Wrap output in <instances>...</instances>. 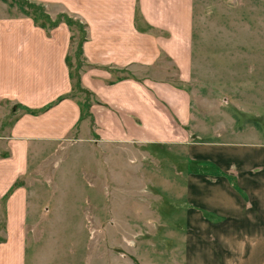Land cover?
Masks as SVG:
<instances>
[{
  "label": "rangeland",
  "instance_id": "1",
  "mask_svg": "<svg viewBox=\"0 0 264 264\" xmlns=\"http://www.w3.org/2000/svg\"><path fill=\"white\" fill-rule=\"evenodd\" d=\"M4 1L0 25L18 17L19 5L48 16L42 2ZM191 2L189 59L176 60L160 50L147 74L143 73L148 79L147 99L138 97L127 106L115 104L122 124L113 112L99 106L102 102L90 87L102 77V94L110 95L106 85L123 82L126 76L111 68L107 77L95 75L85 58L75 70L77 61L69 60L73 77L76 71L80 75L81 88L72 87L66 98L77 104L79 114V104H89L88 115L82 118L86 123L78 132V122L71 128L63 121L62 109L49 112L43 120L49 125L46 130L52 133L53 127L60 137L49 142L27 140L25 166L11 175L0 195L2 243L8 237L5 202L24 190L20 197L26 207L25 264H185L190 177L200 173L196 168L204 167L203 174L215 168L209 160L194 157L219 148L206 145L215 141L235 145L226 148H264V0ZM40 20L45 21L44 16ZM9 25L0 26V39L14 42L17 29ZM143 30L159 35L152 25ZM187 67L188 73L181 74ZM83 71L91 72L90 87L81 83ZM1 75L17 79V60L12 59L8 70L1 68ZM174 93L187 109L182 117L165 101L164 96L171 101ZM50 107L32 113L41 107L17 105L5 93L0 95L3 177L11 172L1 169H6L17 150L14 131L27 130L26 118ZM147 111L158 120L150 127L144 120ZM109 115L123 130L121 138L103 125Z\"/></svg>",
  "mask_w": 264,
  "mask_h": 264
},
{
  "label": "crops",
  "instance_id": "2",
  "mask_svg": "<svg viewBox=\"0 0 264 264\" xmlns=\"http://www.w3.org/2000/svg\"><path fill=\"white\" fill-rule=\"evenodd\" d=\"M35 1L43 3L45 12L52 20L59 14H67L77 18L73 20L84 26L86 38L81 45L82 57L92 64L93 74L107 77L109 70L116 69L112 72L126 76L123 82L106 85L109 86L106 87V94L110 95H104L102 77L99 81L95 79L93 87H90L87 80L91 72H81L82 85L90 87L99 96L102 102L99 106L113 112L117 123L122 124L123 118L116 105L127 106L126 103L131 104L138 97L147 99L145 85L148 79L143 73L147 74L146 68L160 50L176 60H188L190 57L191 0H100V3L92 0ZM0 3L7 6L4 0ZM136 4L139 16L135 14ZM16 11L17 18L1 22V25L10 24L16 28L17 38L14 42L0 39V69L8 70L12 59L17 60V79L1 75L3 83H0V95L5 93L11 103L38 108L71 89L65 61L69 56L74 58L71 30L63 21L46 30L36 25L21 9ZM148 25L157 27L159 35L156 36L151 30L145 32L143 29ZM138 71L142 74L137 75ZM187 73L188 67L181 74ZM174 96H169L171 101L166 100L167 96L164 98L182 117L185 106L180 104L177 93ZM56 109H62L63 121L67 120L69 127H75L78 122V132L82 129L79 128L81 124L86 123L85 119L79 120L78 106L69 98L59 100L41 114L26 118L25 123L30 125L20 133L14 131L17 150L6 169H1L4 173H11L7 177L0 174L3 178L0 181V195L8 186L11 175H17V171H22L25 166L22 161L25 159L27 140L49 142L60 137L54 134L52 126V133L47 131L49 125L43 123L46 115ZM90 109L95 124H98L93 106ZM145 114L147 127L156 124L158 120L153 119L155 114L150 116L149 111ZM109 116H106L103 125L108 131H114V136L121 138L123 130L115 125L112 115ZM98 132L99 128L95 126L94 133ZM211 144L219 148L206 151V154L203 153L206 156L200 153L194 157L209 160L215 168L212 173L206 174H203L204 167L196 168L200 173L195 172L190 177L191 193L186 200L189 216L185 224L189 234L184 246L185 264H264V148L253 146L240 150L226 148L235 145L216 141L206 143ZM17 156L20 158L18 162ZM21 190V193L14 192L5 202L8 237L6 242L0 243V264H25L22 230L26 221V207L20 197L24 192L23 188Z\"/></svg>",
  "mask_w": 264,
  "mask_h": 264
},
{
  "label": "trees",
  "instance_id": "3",
  "mask_svg": "<svg viewBox=\"0 0 264 264\" xmlns=\"http://www.w3.org/2000/svg\"><path fill=\"white\" fill-rule=\"evenodd\" d=\"M32 6L33 5H31V6L29 5V7H32ZM19 8L21 9L22 12H24L25 15L31 17L33 22L36 25H38V26H40L46 30L57 25L61 21L65 22L67 24V26L71 30V36H70L71 50L73 49V57H74L72 59L77 61L76 65H74V66H75V70H78L80 68V63L83 62L80 60H84V58L82 57V50H81L82 42L86 38V32H85L84 26L82 24H80L78 21L73 20L67 14H59L55 19L52 20L50 17H48L44 13H43V15L40 14V11H37V9H35V8H33L30 11L22 8V6H20V5H19ZM41 16L42 17L44 16L45 21L40 20ZM70 59H71V57L69 56L66 58L65 61L67 63L68 70H69V78H70V82H71V88L76 87L78 90L79 88H81L80 87V75H79L78 71H76V76L73 77V72H72L73 70L70 69L72 66L69 62ZM82 89H84V88H82ZM66 97H68L67 93L60 94L54 100L48 102L47 104L42 106L40 109L32 110L31 112L37 113L39 110L46 109V108L52 106L53 104L57 103L59 100L66 98ZM17 105H19V104H17ZM88 105L89 104H86V103H83L81 105L79 104V107L82 108L80 115H79V120L88 115Z\"/></svg>",
  "mask_w": 264,
  "mask_h": 264
}]
</instances>
